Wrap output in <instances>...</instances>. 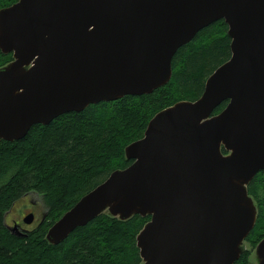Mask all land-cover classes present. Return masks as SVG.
Returning a JSON list of instances; mask_svg holds the SVG:
<instances>
[{
    "label": "water",
    "instance_id": "obj_1",
    "mask_svg": "<svg viewBox=\"0 0 264 264\" xmlns=\"http://www.w3.org/2000/svg\"><path fill=\"white\" fill-rule=\"evenodd\" d=\"M221 20L230 57L200 97L156 113L125 147L131 163L53 223L49 244L107 212L149 216L136 236L140 264L239 259L257 217L247 186L264 171V0H18L0 9V51L12 55L0 67V140L9 142L89 105L150 94L170 81L177 50ZM255 254L264 264V238Z\"/></svg>",
    "mask_w": 264,
    "mask_h": 264
},
{
    "label": "trees",
    "instance_id": "obj_2",
    "mask_svg": "<svg viewBox=\"0 0 264 264\" xmlns=\"http://www.w3.org/2000/svg\"><path fill=\"white\" fill-rule=\"evenodd\" d=\"M17 1L0 0V9ZM229 44L227 26L215 22L177 50L170 81L150 94L92 104L32 126L21 140H0V264H140L136 236L149 216L119 220L104 212L57 245L45 235L82 196L131 163L124 149L142 138L156 113L200 97L207 77L229 59ZM11 61V54L0 51V67ZM31 192L40 195L46 211L40 223L18 237L8 230L6 213ZM247 192L257 217L245 239L250 248L234 264H251L250 253L264 238V171L253 177Z\"/></svg>",
    "mask_w": 264,
    "mask_h": 264
},
{
    "label": "rangeland",
    "instance_id": "obj_3",
    "mask_svg": "<svg viewBox=\"0 0 264 264\" xmlns=\"http://www.w3.org/2000/svg\"><path fill=\"white\" fill-rule=\"evenodd\" d=\"M2 53V52H1ZM3 54V53H2ZM33 212L35 214V220L31 225H28V227L21 222V217L23 219L24 215L27 212ZM46 209L44 208V205L41 201V197L40 195L31 192L29 194H27L26 198H22L21 200H19L13 208H11L8 213L6 214V218H7V223H9L10 220L14 219L16 221H19L22 225V228L30 230L33 228V226L38 222V220L45 214ZM243 249H249V245L244 242L242 244ZM255 248V247H254ZM257 257L255 254V249H252L251 253H250V257H249V262L251 264H255L257 263Z\"/></svg>",
    "mask_w": 264,
    "mask_h": 264
},
{
    "label": "flooded vegetation",
    "instance_id": "obj_4",
    "mask_svg": "<svg viewBox=\"0 0 264 264\" xmlns=\"http://www.w3.org/2000/svg\"><path fill=\"white\" fill-rule=\"evenodd\" d=\"M26 197H27V195L24 196V198H26ZM29 212H30V211H29ZM29 212H27V213H29ZM27 213H26V214H27ZM6 214H7V213H6ZM33 214H34V213H33ZM42 218H43V216L38 220V222H37L33 227H35L38 223H40V222L42 221ZM34 220H35V214H34ZM20 221L22 222V219H21ZM9 222H10V224H11L10 227L16 225V227H17V229H18L19 231H29V230H27V229L22 228V225H21V223H20L19 221H16V220L12 219V220H10ZM33 222H34V221H33ZM27 227H28V226H27Z\"/></svg>",
    "mask_w": 264,
    "mask_h": 264
}]
</instances>
